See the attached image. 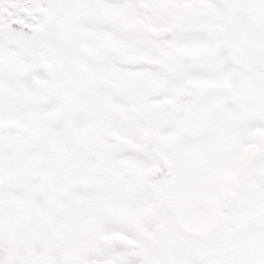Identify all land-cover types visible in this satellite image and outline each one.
I'll list each match as a JSON object with an SVG mask.
<instances>
[{"label": "snow or ice", "instance_id": "obj_1", "mask_svg": "<svg viewBox=\"0 0 264 264\" xmlns=\"http://www.w3.org/2000/svg\"><path fill=\"white\" fill-rule=\"evenodd\" d=\"M0 264H264V0H0Z\"/></svg>", "mask_w": 264, "mask_h": 264}]
</instances>
